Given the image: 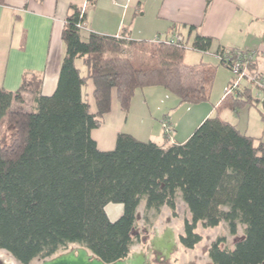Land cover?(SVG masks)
Here are the masks:
<instances>
[{"label":"trees","instance_id":"16d2710c","mask_svg":"<svg viewBox=\"0 0 264 264\" xmlns=\"http://www.w3.org/2000/svg\"><path fill=\"white\" fill-rule=\"evenodd\" d=\"M84 18L82 9L71 7L53 95L42 94L40 74H25L15 92L0 88V125H6L0 135V250L30 264L82 246L115 263L142 242L136 229L143 202L151 225L164 207L176 217L182 201L191 214L179 236L184 248L202 241L199 224L226 223L232 236L242 226L244 239L234 248L226 247V237L212 242L211 264H264V142L220 116L224 108L260 105L264 124V96L237 89L232 106L222 105L227 97L183 144L161 147L120 133L115 149L103 152L92 131L111 112L113 94L124 112L149 87L164 88L180 104L198 105L210 101L217 67L188 65L182 42L138 43L95 33L83 39L78 25ZM212 42L197 35L192 48L209 52ZM234 50L217 53L227 69L231 61L223 58ZM137 52L146 55L140 66L133 61ZM111 204L123 208L116 220L107 213Z\"/></svg>","mask_w":264,"mask_h":264},{"label":"crops","instance_id":"0c3cea01","mask_svg":"<svg viewBox=\"0 0 264 264\" xmlns=\"http://www.w3.org/2000/svg\"><path fill=\"white\" fill-rule=\"evenodd\" d=\"M71 7L84 9L85 29L82 31L87 35L125 36L131 41L151 44H155L157 38L161 41L179 38L189 46L185 54L188 65L210 64L218 71L223 68L227 72L229 69L217 55L220 50L255 51V68L264 74V0H5L0 4V88L15 92L25 74H40L43 77L42 94L53 95L65 53L62 34ZM197 35L213 40L209 52L193 50ZM228 81L231 80L221 82V92L232 83ZM243 87L246 86L241 82L240 89ZM93 90L90 84L88 97L93 112H96ZM221 95L216 104L189 105L180 104L177 97L164 88L149 87L139 90L129 111L124 112L113 94L112 110L104 116L101 126L92 131V138L103 152L115 149L120 133L161 147L183 144L207 118L216 115L217 108L227 99ZM256 98L262 99L260 95ZM246 109L234 111L229 107L220 111V116L237 126L244 135L261 138L264 142L260 111L251 113ZM226 112H229V120L223 117ZM165 119L173 128L170 139L164 133ZM115 210L119 218L123 208ZM140 218L145 228L144 237L152 239L155 247L167 253L158 239H164L170 229L177 242L179 236L175 226L178 227V218L164 207L156 219H151L152 224H147L144 202L137 212L138 229ZM163 223L166 226L162 229ZM213 241L205 247L207 259L196 256L193 261L177 264H211L208 249ZM136 246L142 249V244Z\"/></svg>","mask_w":264,"mask_h":264},{"label":"rangeland","instance_id":"374dc122","mask_svg":"<svg viewBox=\"0 0 264 264\" xmlns=\"http://www.w3.org/2000/svg\"><path fill=\"white\" fill-rule=\"evenodd\" d=\"M82 36L83 39L86 38L87 34L85 32L82 31ZM189 46L187 45V50ZM146 60V55L143 52H137L134 55L133 61L136 64V66H140L144 61ZM79 66H81L83 68V65L79 64ZM228 73V76H227ZM225 79H230L231 81H228L227 83L230 82H235L238 78L230 71L228 70H224L223 68L216 72V76L213 82V86H212V92H211V98L209 103L212 104H216L217 100H219L220 94H222L221 96L225 95V97H228L227 101L225 102V106H232V102H233V98L236 96V91H232L231 93H227V90L225 89V91L221 92V82H223ZM242 86H246L248 89H250L253 92V97H257L260 95V90L255 86L252 85L249 81H247V79H243L242 81ZM228 85V84H227ZM226 85V86H227ZM89 92V89L87 90ZM221 92V93H220ZM89 99V97H88ZM249 106V107H248ZM258 105H247L245 107H241L238 110H244L246 107V110H250L251 113H258V111H260L261 107H256ZM227 108H224L223 110H225ZM24 110L27 112L33 111L31 106H26L24 107ZM228 114L229 112H226V115L223 116L224 118L228 119ZM5 124H1L0 125V135L2 133L5 132ZM120 207H122L121 205H117V204H111L108 207V212L111 216V218H118V211L115 209H120ZM172 213V212H171ZM165 214H168L165 213ZM173 216V214H172ZM174 217V216H173ZM142 218V217H141ZM141 218H140V222H139V229L137 227L136 232L140 233L141 235V239L145 238L144 237V227L142 226V222H141ZM176 218H178V227L175 226V228L177 229V236H180L179 234H184V227H185V220H189L190 218V212L188 211V208L186 205L179 203L178 204V209H177V216ZM166 226L165 223H163V225H161L162 229ZM244 228L241 226L239 229V232L236 236H232L229 233L228 227L225 226V223H223L221 226H219L218 228H204L202 226V224L198 225L197 228V232L202 236V242L199 243L195 249L193 250H189L184 248L180 243H179V238H177V250L175 251V253L173 254L172 260L171 262H173L172 264H175L174 261H193V259L198 256V257H205L207 259L206 256V250L207 248L206 245L209 244L211 241H215L217 238L219 237H226L227 239V243H226V247L228 248H234L235 245L244 239ZM149 234H151L150 236H152L151 231H148ZM212 244V243H211ZM77 246H71L70 248H76ZM138 246L134 247L133 252H138ZM64 253V252H63ZM0 261L3 262V264H20L18 263L9 253H7L6 251L0 250ZM196 261V260H194ZM43 262V260L40 259H36L33 262H31L30 264H41ZM177 262V263H178ZM176 263V264H177Z\"/></svg>","mask_w":264,"mask_h":264},{"label":"built area","instance_id":"2783aa9c","mask_svg":"<svg viewBox=\"0 0 264 264\" xmlns=\"http://www.w3.org/2000/svg\"><path fill=\"white\" fill-rule=\"evenodd\" d=\"M85 13L84 9H82V15ZM78 27L81 30L85 29L84 24H79ZM264 40V37H263ZM163 42L159 38H157L156 43ZM165 42L169 43H184L181 39H170ZM186 49L187 46L185 45ZM222 61V58L219 57ZM225 59V60H224ZM223 60L228 64L231 61L230 64V71L238 78L235 82H232L229 87L227 88V93H231L232 91H237V89L241 86V81L243 79H247L252 85H255L260 90V96L263 98L264 96V74L260 73L258 70L253 68L254 64L257 60V52L255 51H247V50H241V49H235L234 54L232 57L229 55H226ZM226 67V66H225ZM163 128L165 136L170 139L173 128L169 122L168 119H165L163 121Z\"/></svg>","mask_w":264,"mask_h":264},{"label":"water","instance_id":"95a60500","mask_svg":"<svg viewBox=\"0 0 264 264\" xmlns=\"http://www.w3.org/2000/svg\"><path fill=\"white\" fill-rule=\"evenodd\" d=\"M167 250L166 259L168 260L177 249V242L172 230H168L164 239H158ZM154 245V243L151 241ZM0 264L2 262L0 261ZM41 264H107L95 256L89 249L77 246L67 252L44 260ZM111 264H152L151 257L143 252H133L127 259L120 260Z\"/></svg>","mask_w":264,"mask_h":264},{"label":"flooded vegetation","instance_id":"af4514ba","mask_svg":"<svg viewBox=\"0 0 264 264\" xmlns=\"http://www.w3.org/2000/svg\"><path fill=\"white\" fill-rule=\"evenodd\" d=\"M150 238L146 237L144 239H142V242L140 244H142V249H140L138 252H143L147 255H149L151 257V263L152 264H172L173 262H171L172 257H173V253L171 255V257L167 260L166 259V253L161 252L159 247H155L152 243H151ZM44 261V260H43ZM178 261H174V263L176 264ZM3 264V262H2Z\"/></svg>","mask_w":264,"mask_h":264}]
</instances>
